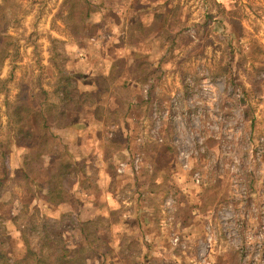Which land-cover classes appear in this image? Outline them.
<instances>
[{
  "label": "rangeland",
  "instance_id": "rangeland-1",
  "mask_svg": "<svg viewBox=\"0 0 264 264\" xmlns=\"http://www.w3.org/2000/svg\"><path fill=\"white\" fill-rule=\"evenodd\" d=\"M0 80L11 258L51 239L41 264H264V0H0ZM20 102L45 119L17 141Z\"/></svg>",
  "mask_w": 264,
  "mask_h": 264
},
{
  "label": "trees",
  "instance_id": "trees-1",
  "mask_svg": "<svg viewBox=\"0 0 264 264\" xmlns=\"http://www.w3.org/2000/svg\"><path fill=\"white\" fill-rule=\"evenodd\" d=\"M82 0H79V2H81ZM80 60H83L82 58H80ZM70 79V78H69ZM66 84L63 83L62 85H59L58 88L54 89L55 93H57V97L59 98V100L61 101V103L63 105H65L66 103H69L73 100H76L78 102L77 106H80L77 108V110L82 109V106H84L86 104L85 103H79L82 100V97H84V95L86 94L84 91H79L78 88L76 87V85L74 87H72L71 89L67 87L68 83V79H65ZM1 83V80H0ZM75 101V102H76ZM8 107H10V104H7ZM89 105V104H88ZM66 110V108L64 109ZM64 111L61 110L58 115L60 114L61 117H65V113H63ZM81 112V111H80ZM13 113L17 116L16 117V122L19 126L15 127L14 122H11L13 124L14 127V137L15 139L18 141L19 139H26L33 136V130H36L38 128V130L40 129L39 123L37 122L40 118H42L43 120L45 119L44 115V111L39 108L37 110H35L34 108H31L27 103L24 102H20L18 103L15 107H14V111ZM9 116V114H8ZM96 122V121H95ZM75 124H79V122L75 123ZM35 125V126H34ZM73 124L70 123H66L64 125V127H60L61 125H59V123L57 125H54V127H50V129L53 128H57V130L64 128L66 129H70L71 126ZM35 128V129H34ZM43 128H49V126L46 125V123L41 124V129ZM79 130L81 128H78ZM86 129V128H84ZM37 130V131H38ZM77 130V129H76ZM75 130V132H77ZM78 133V132H77ZM85 140L83 141L82 145L80 148L83 149H87L88 146H86L84 144ZM66 148V147H65ZM66 150L69 151V149L66 148ZM71 151H75L73 148L71 149ZM71 151H69L70 153H65V156H61L62 154H58L56 155V157L54 158L53 161H51V164L49 165L50 167L53 166V172L52 175H50V178L56 179L57 184H55L54 189H52V191L55 192V197L54 199L56 200H51V202H53L54 204L58 205L60 203L62 204H67V205H71L73 203V200H71L72 195L69 194V192L65 189V181H67L69 179V177L72 175L74 178L77 176L78 173V165L76 164V161L73 160V158H71L74 153H72ZM68 156H67V155ZM84 155H82L81 157L83 158ZM55 162V163H54ZM29 180V179H28ZM58 208L60 207L59 205L57 206ZM34 213H38V210L35 209ZM43 217V215H42ZM13 218L10 217V220L12 221ZM22 227H18L17 231H19L22 236L24 234V230L26 229V225H21ZM3 239L0 240V264H31L28 263V258L31 256L33 257L32 264H41L42 263V256H45L41 251L43 249H45V246H50L52 247L55 243L57 244V240H50V244L49 241L46 240V242H44L42 244V250L38 249L39 251L33 250L31 249V247H29V245L27 244V242H24V245L26 246V252L24 255V258L21 259L22 257H20V259H15V258H11L10 255V251H6V237L5 235L3 236ZM47 239V238H46ZM4 246V247H3ZM49 247V248H50ZM59 244L56 248L59 251H62V248H59ZM9 252V253H8ZM65 253V252H64ZM62 258H65V255H61ZM27 259V261H26ZM34 262V263H33Z\"/></svg>",
  "mask_w": 264,
  "mask_h": 264
},
{
  "label": "crops",
  "instance_id": "crops-1",
  "mask_svg": "<svg viewBox=\"0 0 264 264\" xmlns=\"http://www.w3.org/2000/svg\"><path fill=\"white\" fill-rule=\"evenodd\" d=\"M82 220H84V219H82Z\"/></svg>",
  "mask_w": 264,
  "mask_h": 264
}]
</instances>
